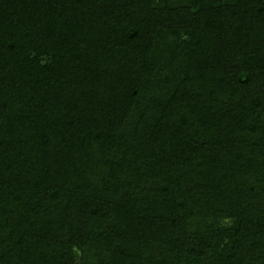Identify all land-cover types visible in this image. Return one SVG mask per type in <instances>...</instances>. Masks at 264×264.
<instances>
[{"label": "trees", "instance_id": "trees-1", "mask_svg": "<svg viewBox=\"0 0 264 264\" xmlns=\"http://www.w3.org/2000/svg\"><path fill=\"white\" fill-rule=\"evenodd\" d=\"M0 264H264V0H0Z\"/></svg>", "mask_w": 264, "mask_h": 264}]
</instances>
